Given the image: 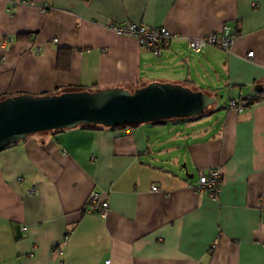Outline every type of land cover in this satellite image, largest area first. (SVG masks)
<instances>
[{
	"label": "crops",
	"instance_id": "1",
	"mask_svg": "<svg viewBox=\"0 0 264 264\" xmlns=\"http://www.w3.org/2000/svg\"><path fill=\"white\" fill-rule=\"evenodd\" d=\"M126 21L182 38L154 56L105 27ZM224 27L228 51L188 50ZM170 79L223 99L193 120L45 131L0 151V264H264V0H0V99ZM216 166L213 199L192 184ZM91 191L106 217L85 211Z\"/></svg>",
	"mask_w": 264,
	"mask_h": 264
},
{
	"label": "water",
	"instance_id": "2",
	"mask_svg": "<svg viewBox=\"0 0 264 264\" xmlns=\"http://www.w3.org/2000/svg\"><path fill=\"white\" fill-rule=\"evenodd\" d=\"M215 97L177 83L151 81L0 99V151L39 132L75 127L118 128L203 116Z\"/></svg>",
	"mask_w": 264,
	"mask_h": 264
},
{
	"label": "built area",
	"instance_id": "3",
	"mask_svg": "<svg viewBox=\"0 0 264 264\" xmlns=\"http://www.w3.org/2000/svg\"><path fill=\"white\" fill-rule=\"evenodd\" d=\"M105 27L117 35L135 39L139 46L147 49L154 56H159L163 50L169 48L174 40L182 38L163 26L145 25L140 22L108 23L105 24ZM235 37L236 32L233 28L224 27L218 32H207L200 37H186V46L192 53H200L207 46H214L228 51ZM5 42L6 40L4 39L2 44ZM252 54L251 51L248 52L247 57H251ZM228 108L238 111L242 109L234 100L229 101ZM222 173V167L220 166L212 167L207 172H200L197 181L192 184V187L197 191H207L211 198L217 199ZM157 188L156 184L151 185V190L156 191ZM85 211L96 212L102 217H106L109 212V202L105 193L91 191L86 199ZM57 252L61 253L60 250H57Z\"/></svg>",
	"mask_w": 264,
	"mask_h": 264
},
{
	"label": "rangeland",
	"instance_id": "4",
	"mask_svg": "<svg viewBox=\"0 0 264 264\" xmlns=\"http://www.w3.org/2000/svg\"><path fill=\"white\" fill-rule=\"evenodd\" d=\"M165 82H170V83H177V84H180V85H184V86H190L188 83H186V82H184V81H176V80H169V81H165ZM190 88V87H189ZM194 88V87H193ZM193 88H191V89H193ZM206 92V91H205ZM222 94V93H221ZM223 99V96H221L220 97V94H218V96H217V100H216V102L215 103H213L212 105H210L209 107H207V109H206V112H208L209 110H211L212 108H215L219 103H220V101Z\"/></svg>",
	"mask_w": 264,
	"mask_h": 264
},
{
	"label": "trees",
	"instance_id": "5",
	"mask_svg": "<svg viewBox=\"0 0 264 264\" xmlns=\"http://www.w3.org/2000/svg\"><path fill=\"white\" fill-rule=\"evenodd\" d=\"M72 90H87V89H76V88L69 87V88L62 89L59 92H62V91H72ZM59 92L57 91L55 93H59ZM257 100H258L257 98H248V99H245V101L247 102V104H250L253 101H257ZM200 117H202V116L195 117V118L184 119V120H193V119H197V118H200ZM96 127H101V126H96Z\"/></svg>",
	"mask_w": 264,
	"mask_h": 264
}]
</instances>
